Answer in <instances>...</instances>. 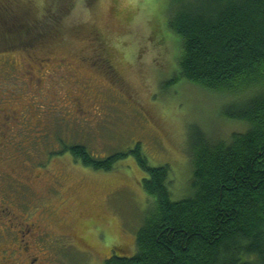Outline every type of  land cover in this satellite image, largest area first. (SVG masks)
Segmentation results:
<instances>
[{
  "label": "rangeland",
  "instance_id": "rangeland-1",
  "mask_svg": "<svg viewBox=\"0 0 264 264\" xmlns=\"http://www.w3.org/2000/svg\"><path fill=\"white\" fill-rule=\"evenodd\" d=\"M170 7L171 0H0V35L19 24L37 33L0 44V109L10 103L17 113L7 128L0 118V148L13 146L0 175H10L5 186L19 195L8 204L17 222L43 233L31 240L35 264H105L115 250L131 257L153 202L133 155L114 171H95L65 147L105 160L141 144L152 167H171L179 201L191 191L189 128L215 142L246 130L223 118L228 96L169 85L181 50L168 28Z\"/></svg>",
  "mask_w": 264,
  "mask_h": 264
},
{
  "label": "trees",
  "instance_id": "trees-1",
  "mask_svg": "<svg viewBox=\"0 0 264 264\" xmlns=\"http://www.w3.org/2000/svg\"><path fill=\"white\" fill-rule=\"evenodd\" d=\"M30 27L12 26L0 44L32 41ZM168 28L181 41L169 85L228 96L223 118L246 130L215 142L189 128L191 191L179 201L172 200L171 167H152L141 144L105 160L81 145L65 147L95 171H114L133 155L145 173L142 188L153 202L136 252L120 257L115 250L105 264H264V0H171ZM153 32L159 37L158 27Z\"/></svg>",
  "mask_w": 264,
  "mask_h": 264
},
{
  "label": "flooded vegetation",
  "instance_id": "flooded-vegetation-1",
  "mask_svg": "<svg viewBox=\"0 0 264 264\" xmlns=\"http://www.w3.org/2000/svg\"><path fill=\"white\" fill-rule=\"evenodd\" d=\"M67 100L71 104L75 103L76 107H79L81 105V101H80L81 98H77L75 95H73L72 97H71V95H69L67 97ZM8 104H10V103H8ZM7 105L4 108L0 109V118L4 120V122L2 124L3 128H4V126H6V128H7L6 123L12 121V117H14L17 114L12 109V107H8ZM89 114H91V113H89ZM66 115H68V114H66ZM80 115L82 116V114H80ZM24 125H26V123ZM35 125H36V127H43V122H40V123L35 124ZM35 125H34V127H35ZM3 135H4V133H3ZM6 138H7V134H6V136L4 135L3 139L5 141H8ZM9 149H13V146L7 144V142L4 144H1L0 162L4 163L7 161V159H4L3 155L5 152L7 153L9 151ZM6 174H7V172H6ZM8 177L11 178L10 175H8V174L7 175H3V174L0 175V200H1L0 223L2 224V227L0 226V264H21V263L22 264H35V260H32L31 256H30L31 255V253H30V251H31V240L33 238L35 239L36 237H38V239L41 238V240H43L44 236H43V233L41 234L40 230L36 229L37 230L36 231L33 228L35 226L24 224V223L19 224L17 222L18 217L14 214V212L11 211L8 204H14L15 199H17V198L19 199V195L17 193H13V192L11 193L9 190H7L8 188H6V186H5V181L9 180ZM21 187L24 189L30 188L25 183L22 184ZM16 196H17V198H16ZM19 227L21 228V231H20ZM80 242H83V240L80 239ZM16 244H17V247L14 248L16 246ZM19 250H22L23 252L20 253ZM21 254H25L27 256L25 258V263H24V261H22V262L20 261V259H21L20 257L22 256Z\"/></svg>",
  "mask_w": 264,
  "mask_h": 264
}]
</instances>
